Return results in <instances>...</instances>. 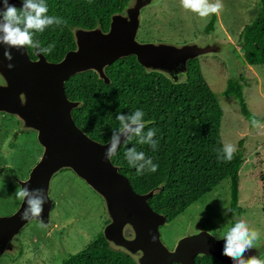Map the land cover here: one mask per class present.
<instances>
[{
	"label": "water",
	"instance_id": "obj_1",
	"mask_svg": "<svg viewBox=\"0 0 264 264\" xmlns=\"http://www.w3.org/2000/svg\"><path fill=\"white\" fill-rule=\"evenodd\" d=\"M157 1L129 0L121 13L111 16L106 32L100 27L73 29L75 49L68 51L57 63L49 62L36 49L33 59L27 48L8 49L0 44V113L15 117L21 130L35 132L42 147L40 159L27 179L15 176L14 179L19 187L28 188L33 196L43 201L40 217L21 218L27 208V198L12 215L0 216V256L14 254L15 247L19 249L15 238L27 223L38 221L46 228L51 227L54 208L49 194L51 181L59 172L68 169L102 198L109 220L102 234L110 247L127 254L136 264H194L195 258L202 256L233 264L222 254L225 241L207 231H188L173 250L167 249L160 233V228L167 224L166 217L153 211L148 204L160 189L136 193L128 178L119 172V167L105 158L111 141L105 144L94 141L78 128L72 111L81 103L70 101L65 94V82L86 71L95 72L100 80L109 84L106 67L128 56H134L146 72L160 73L175 81L179 73L187 76L189 60L201 55L222 54V44L211 40L182 45L138 42L141 11ZM10 2L22 7L21 0ZM6 50L14 57L12 70L8 69L10 62L3 56ZM120 140L122 144L125 137L121 136ZM127 229L132 238L125 235ZM261 252L264 248L256 245L245 256L259 257Z\"/></svg>",
	"mask_w": 264,
	"mask_h": 264
},
{
	"label": "trees",
	"instance_id": "obj_2",
	"mask_svg": "<svg viewBox=\"0 0 264 264\" xmlns=\"http://www.w3.org/2000/svg\"><path fill=\"white\" fill-rule=\"evenodd\" d=\"M129 0H46L48 15L63 18L67 23L52 25L34 39L42 47L54 43L55 48L44 55L49 62L57 63L75 49L72 30L75 28L108 31L111 16L121 13ZM215 15L205 29L212 32ZM240 47L244 61L251 66H264V0H260V13L240 33ZM35 59L34 48H27ZM109 84L100 80L95 72L76 74L65 82V94L70 101L81 105L72 111V118L80 130L90 139L107 143L118 128L117 115H130L143 110L149 128L156 130L155 150L141 145L133 137L124 142L111 161L119 172L128 178L132 189L144 194L160 189L149 200L153 211L163 214L167 224L184 213L192 204L217 187L223 180H230V209L239 215V171L243 165L242 143L231 161L218 159L223 142L220 136L222 108L218 96L205 81L198 59L188 62L186 79L173 83L164 75L148 73L134 56L118 59L105 69ZM243 85L229 81L223 94L233 96L243 117L251 124L255 117L248 110L242 93ZM252 125V124H251ZM12 146V144H11ZM135 147L143 151L158 165L156 172L147 169L137 174L130 166L125 152ZM10 171V170H9ZM68 171L63 170L61 172ZM12 172V171H10ZM264 214V175L261 176ZM128 233V231H127ZM60 264H136L127 254L112 249L102 233L77 253L70 254ZM194 264H225L211 256L195 258Z\"/></svg>",
	"mask_w": 264,
	"mask_h": 264
},
{
	"label": "rangeland",
	"instance_id": "obj_3",
	"mask_svg": "<svg viewBox=\"0 0 264 264\" xmlns=\"http://www.w3.org/2000/svg\"><path fill=\"white\" fill-rule=\"evenodd\" d=\"M221 3L223 7L219 13H214L215 23L209 33L205 29L213 14L200 17L184 9L181 0H158L141 11L136 35L140 43L182 45L211 40L222 44L221 55H201L197 59L202 75L218 96L223 111L220 127L223 145L232 143L237 150L242 143L245 159L239 171L240 214H231L230 180L225 179L171 223L160 228L162 242L168 250H173L188 231H207L222 238L238 218H243L250 228L258 231L256 245L264 248L260 179L264 175V66H251L244 61L239 39L244 26L259 15L260 0H221ZM185 79V74L179 73L172 82ZM229 81L243 85L245 103L251 114L259 118L261 127L254 128L241 114L237 100L223 94ZM41 154L42 147L36 133L21 130L17 119L0 113L1 217L12 215L21 202L15 196L19 185L14 176L27 179ZM49 194L54 202L51 227L46 228L38 221L27 223L15 238L19 249L15 247L14 254L1 255L0 264H60L92 242L109 222L102 198L70 170L59 172L52 179ZM125 235L132 238L128 229Z\"/></svg>",
	"mask_w": 264,
	"mask_h": 264
},
{
	"label": "clouds",
	"instance_id": "obj_4",
	"mask_svg": "<svg viewBox=\"0 0 264 264\" xmlns=\"http://www.w3.org/2000/svg\"><path fill=\"white\" fill-rule=\"evenodd\" d=\"M21 3L22 7H17L10 0H0V44L6 45L8 49L34 48L40 54L48 55L55 48V44L42 47L40 42L34 39L36 33L44 32L49 26H59L67 22L63 18L48 15L49 9L46 0H21ZM181 6L200 17L219 13L223 7L221 0H216L215 3L210 2V0H181ZM3 56L10 62L7 65L8 69H14L15 65L11 63L14 59L12 52L6 50ZM144 116L143 110L139 109L127 116L122 113L117 115L116 119L120 126L113 129L110 146L105 152L107 160H111L120 147L121 136L125 137V144L136 137L139 144H147L153 150L156 149L158 143L154 139L156 130L149 128L147 132L144 131L146 127ZM251 124L254 128L261 127L260 122L255 117L252 118ZM235 151L234 144L225 143L222 149L218 151V159L231 161ZM125 157L129 165L137 169L138 175L143 174L146 169L150 172H156L158 169V165L154 164L151 158L146 157L143 151H138L135 147L128 148ZM41 190L38 189V191ZM15 196L23 202L27 198V208L23 211L22 219L29 220L41 216L43 201L33 196L28 188L18 187ZM221 239L225 241L222 254L229 257L233 264H264V252H261L259 257L252 255L246 258L245 256L251 249L256 248L259 233L250 228L243 218L236 219V222L227 228Z\"/></svg>",
	"mask_w": 264,
	"mask_h": 264
},
{
	"label": "crops",
	"instance_id": "obj_5",
	"mask_svg": "<svg viewBox=\"0 0 264 264\" xmlns=\"http://www.w3.org/2000/svg\"><path fill=\"white\" fill-rule=\"evenodd\" d=\"M5 117V116H4ZM21 203V202H20Z\"/></svg>",
	"mask_w": 264,
	"mask_h": 264
}]
</instances>
